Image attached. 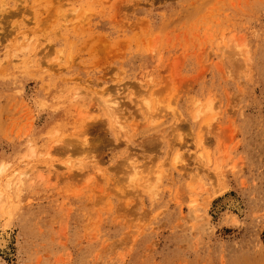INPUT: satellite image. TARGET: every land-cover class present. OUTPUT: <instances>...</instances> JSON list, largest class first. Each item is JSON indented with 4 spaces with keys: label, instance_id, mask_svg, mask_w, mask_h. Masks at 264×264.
<instances>
[{
    "label": "rangeland",
    "instance_id": "rangeland-1",
    "mask_svg": "<svg viewBox=\"0 0 264 264\" xmlns=\"http://www.w3.org/2000/svg\"><path fill=\"white\" fill-rule=\"evenodd\" d=\"M0 238L264 264V0H0Z\"/></svg>",
    "mask_w": 264,
    "mask_h": 264
},
{
    "label": "bare ground",
    "instance_id": "bare-ground-1",
    "mask_svg": "<svg viewBox=\"0 0 264 264\" xmlns=\"http://www.w3.org/2000/svg\"><path fill=\"white\" fill-rule=\"evenodd\" d=\"M240 53V52H239ZM238 53V54H239ZM243 54V53H242ZM240 56V55H239ZM210 110V108H209V106H208V108H206V110L204 111V112H207V111H209ZM204 112H200V111H198V115H201L202 113H204ZM208 161H209V159H208ZM2 241H1V238H0V243H1Z\"/></svg>",
    "mask_w": 264,
    "mask_h": 264
}]
</instances>
